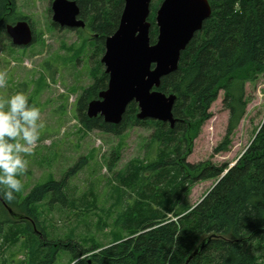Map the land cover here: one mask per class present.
Returning <instances> with one entry per match:
<instances>
[{"label":"trees","instance_id":"trees-1","mask_svg":"<svg viewBox=\"0 0 264 264\" xmlns=\"http://www.w3.org/2000/svg\"><path fill=\"white\" fill-rule=\"evenodd\" d=\"M71 1L79 7L83 29L95 37L91 58L103 54L105 38L119 24L124 0ZM207 1L210 17L181 53L177 70L162 78L157 89L176 96L173 128L169 123L137 119L135 103L128 105L117 125L104 122L100 116L89 118L88 102L98 98L108 82L99 59L91 69L94 83L78 100V120L87 131L121 136L133 126L153 129L149 146L155 148L154 158L146 165L130 163L118 174L124 187L136 195L132 205L118 216L126 239L119 241L114 235L104 248L94 243L85 247L86 240L75 242L72 233L49 241L39 207L43 203L67 207L68 181L82 168L76 166L60 180L49 178L25 196L15 193L11 202L1 198L0 253L6 244L23 238L30 264H52L58 251L70 254L69 264H186L196 249L197 254L187 264H263L257 254L264 253V121L231 167L208 161L191 164L186 158L193 135L211 117L209 110L219 91H223L228 119L225 135L214 152L230 147L246 113V84L255 86L264 73V0ZM161 2L150 4V44L157 39L155 17ZM16 9V0H0V29L5 31L6 25L27 20ZM52 26L59 27L53 22ZM210 179L216 182L197 204H180L186 190Z\"/></svg>","mask_w":264,"mask_h":264},{"label":"rangeland","instance_id":"rangeland-1","mask_svg":"<svg viewBox=\"0 0 264 264\" xmlns=\"http://www.w3.org/2000/svg\"><path fill=\"white\" fill-rule=\"evenodd\" d=\"M50 6L49 0H16L17 14L27 18L33 27L35 41L28 47L13 46L0 29V71L7 73V84L0 87V99L23 92L30 105L40 108V121L45 124L33 153L25 157L28 167L18 177L23 184L19 193L25 196L49 178L60 180L69 169L82 167L68 181L67 207L43 203L39 207L43 212L41 222L49 241L72 233L75 242L86 240L85 247L94 243L104 248L114 235L119 241L126 239L118 216L127 205H132L136 195L124 187L118 174L130 163L146 165L154 158L155 148L149 146L153 129L133 126L116 136L82 127L77 103L82 92L94 83L91 69L103 54L91 58L93 33L54 28ZM246 95V113L231 137L229 149L214 152L225 135L228 119L222 104L223 91H219L209 110L211 117L193 135L187 162L235 164L264 121V73L255 86L246 84ZM83 158L84 164L79 162ZM215 182L210 179L194 184L184 192L180 204L194 206ZM26 241L22 238L16 244H6L0 253V264H30L28 250L24 248ZM257 255L264 264V253ZM70 261L68 252L58 251L52 264Z\"/></svg>","mask_w":264,"mask_h":264},{"label":"water","instance_id":"water-1","mask_svg":"<svg viewBox=\"0 0 264 264\" xmlns=\"http://www.w3.org/2000/svg\"><path fill=\"white\" fill-rule=\"evenodd\" d=\"M150 4L151 0H124L117 29L105 38L100 59L108 75L107 87L88 102L89 118L100 116L104 122L117 125L128 105L135 103L137 119L157 120L173 128L176 96L157 89L162 78L177 70L181 53L210 17L211 7L207 0H162L155 17L157 39L150 44ZM50 9L53 23L60 28L85 27L75 1L53 0ZM5 33L15 47H28L34 40L31 25L25 20L6 25ZM8 212L15 217L10 209Z\"/></svg>","mask_w":264,"mask_h":264},{"label":"clouds","instance_id":"clouds-1","mask_svg":"<svg viewBox=\"0 0 264 264\" xmlns=\"http://www.w3.org/2000/svg\"><path fill=\"white\" fill-rule=\"evenodd\" d=\"M7 84V73L0 71V87ZM41 110L30 105L23 92L0 99V198L11 202L22 190L18 177L28 167L30 156L45 124L40 121Z\"/></svg>","mask_w":264,"mask_h":264}]
</instances>
